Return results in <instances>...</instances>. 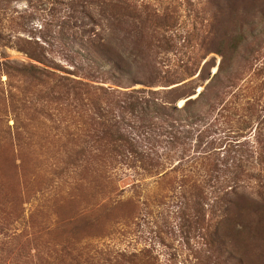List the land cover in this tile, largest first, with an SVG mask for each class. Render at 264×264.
<instances>
[{
  "label": "rangeland",
  "instance_id": "374dc122",
  "mask_svg": "<svg viewBox=\"0 0 264 264\" xmlns=\"http://www.w3.org/2000/svg\"><path fill=\"white\" fill-rule=\"evenodd\" d=\"M62 1L68 2L0 0V33L12 36L14 43H0V62H34L18 49L27 40L41 43L47 59L72 70L66 58L73 54L59 53L64 49L57 39L60 20L70 26L84 22L86 29L93 24L68 12ZM87 11L100 24L97 30L112 52L130 65V79L121 82H139L132 88L158 90L187 83L190 90L197 85L198 94L207 82L202 85L198 78L207 62H215L212 74L223 55L236 65H264V0H87ZM0 69V264H25L27 241L35 235L59 244L68 241L73 248L98 236L123 249L147 245L159 264H198L196 224L191 232H182L170 200L118 206L116 229L126 231L110 237L107 211L105 215L110 202L87 173V159L101 151L88 131L86 97L80 101L58 92L52 81L38 85ZM130 173L119 174L121 186L132 184L125 177ZM251 186L244 189L251 231L242 241L248 264H264V198ZM128 189L120 187L116 194L127 200Z\"/></svg>",
  "mask_w": 264,
  "mask_h": 264
},
{
  "label": "trees",
  "instance_id": "16d2710c",
  "mask_svg": "<svg viewBox=\"0 0 264 264\" xmlns=\"http://www.w3.org/2000/svg\"><path fill=\"white\" fill-rule=\"evenodd\" d=\"M62 4L93 24L89 29L84 22L70 26L63 21L66 12L60 20L57 39L64 49L59 53L73 54L66 58L72 70L47 59L41 43L27 40L18 49L34 62L0 65L9 76L38 85L52 81L58 92L71 93L80 101L86 97L88 131L101 151L100 156L87 159V173L90 183L102 187L110 202L105 204L112 228L109 236L126 231L116 229L118 206L147 207L150 201L170 200L177 208L172 215L182 232H191L196 224L198 264H248L242 240L251 230L244 189L253 182L257 196L264 198V65H236L223 55L212 74L215 62H207L198 77L200 84L207 82L196 97L192 96L197 85L190 90L187 83L158 90L132 88L139 82H121L130 79L131 67L121 54L112 52L103 32L97 30L100 24L87 11V0ZM3 41L14 46L12 36L0 33ZM113 78L120 82H110ZM181 99L183 105H179ZM127 171L132 173L124 181L132 184L125 182L131 192L125 200L116 192L120 187L124 190L119 174ZM103 239L78 241L79 247L73 248L68 241L59 244L35 235L27 241L25 264H159L147 245L130 250Z\"/></svg>",
  "mask_w": 264,
  "mask_h": 264
},
{
  "label": "water",
  "instance_id": "95a60500",
  "mask_svg": "<svg viewBox=\"0 0 264 264\" xmlns=\"http://www.w3.org/2000/svg\"><path fill=\"white\" fill-rule=\"evenodd\" d=\"M216 71H217V70H216ZM216 71H215V72H216ZM215 72H214V73H215ZM202 90H203V89H199V90H198V94L201 93ZM198 94H196L195 96H192V97H196ZM184 103H185V101H183L181 104H184Z\"/></svg>",
  "mask_w": 264,
  "mask_h": 264
}]
</instances>
